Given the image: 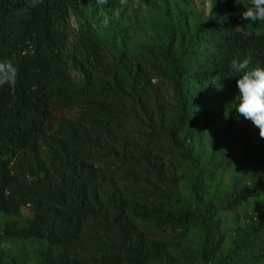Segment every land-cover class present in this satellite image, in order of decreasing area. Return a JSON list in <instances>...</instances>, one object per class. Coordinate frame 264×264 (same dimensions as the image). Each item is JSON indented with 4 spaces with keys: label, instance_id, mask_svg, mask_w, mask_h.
Returning a JSON list of instances; mask_svg holds the SVG:
<instances>
[{
    "label": "trees",
    "instance_id": "1",
    "mask_svg": "<svg viewBox=\"0 0 264 264\" xmlns=\"http://www.w3.org/2000/svg\"><path fill=\"white\" fill-rule=\"evenodd\" d=\"M76 6L0 0V63L17 70L0 86V241L30 242L34 264H264V210L222 251L221 212L264 202V139L236 111L241 74L230 70L233 59L264 68V22L240 18L249 0H217L138 52L87 27L72 34ZM214 85L234 110L202 159ZM250 150L229 188L210 192ZM23 263L0 247V264Z\"/></svg>",
    "mask_w": 264,
    "mask_h": 264
},
{
    "label": "rangeland",
    "instance_id": "2",
    "mask_svg": "<svg viewBox=\"0 0 264 264\" xmlns=\"http://www.w3.org/2000/svg\"><path fill=\"white\" fill-rule=\"evenodd\" d=\"M217 0H77V6L71 10L68 26L71 33H77L81 27H87L110 49L112 44L122 45L131 52H138L157 44L164 45L170 33L188 27L197 20L205 19L215 8ZM72 76L80 81L78 73L72 69ZM235 100L221 87L214 85L208 95L205 118L209 124L203 136L194 148L209 157V144L216 140L224 127L227 115L234 110ZM199 112V111H198ZM253 155L250 150L241 154L235 164L226 170L218 171L210 181V192L226 191L231 181L241 172ZM179 191L182 195L190 194L189 175H184ZM264 202L261 195L245 201L239 207L222 211V232L225 236L222 251L232 244L236 236L244 231L247 215L251 212L261 213ZM25 214L24 211H22ZM8 219L0 213V232ZM0 247L10 255L23 259V264H34L31 259L33 249L28 241L2 240Z\"/></svg>",
    "mask_w": 264,
    "mask_h": 264
},
{
    "label": "clouds",
    "instance_id": "3",
    "mask_svg": "<svg viewBox=\"0 0 264 264\" xmlns=\"http://www.w3.org/2000/svg\"><path fill=\"white\" fill-rule=\"evenodd\" d=\"M35 7L42 0H31ZM106 3L107 0H99ZM125 0H122V3ZM243 21L264 22V0H249V6L240 13ZM264 33L258 32L257 35ZM233 73H240L236 79L239 90V101L236 111L259 130V137L264 139V68H249L248 59L238 61L233 59L230 64ZM16 69L9 63H0V86L15 83Z\"/></svg>",
    "mask_w": 264,
    "mask_h": 264
}]
</instances>
